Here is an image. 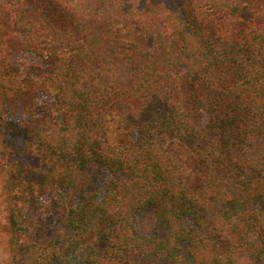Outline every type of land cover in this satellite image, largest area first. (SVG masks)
<instances>
[{
	"label": "trees",
	"instance_id": "obj_1",
	"mask_svg": "<svg viewBox=\"0 0 264 264\" xmlns=\"http://www.w3.org/2000/svg\"><path fill=\"white\" fill-rule=\"evenodd\" d=\"M0 133L51 162L30 227L61 264H264V0H0ZM94 165L120 178L62 201ZM14 209L8 264H53Z\"/></svg>",
	"mask_w": 264,
	"mask_h": 264
},
{
	"label": "rangeland",
	"instance_id": "obj_2",
	"mask_svg": "<svg viewBox=\"0 0 264 264\" xmlns=\"http://www.w3.org/2000/svg\"><path fill=\"white\" fill-rule=\"evenodd\" d=\"M128 34L131 35V32L128 31ZM49 87L51 86H46ZM42 93L40 95L44 97L46 93ZM105 129L110 141L118 140V134L123 133L118 123L109 124ZM45 158L47 157L37 147L25 145L0 133V264L9 263L13 255L12 247L15 246L11 233L10 208H15L14 216L15 218L19 216L18 222L23 227L28 225L27 227L30 228H26L22 235H18V243L21 244L16 245L17 248L19 247L17 256L31 259L34 255L38 256L42 253L49 255L53 264L62 263L67 234L56 224L55 218L53 216L45 218L47 229L43 237L33 235L30 227V221L36 222L35 218L43 202L42 191L51 163ZM119 178V175L111 174L101 166H91L83 175L86 184L62 193V201L76 204L83 196L102 195L108 189L109 183ZM30 186L32 190L29 191ZM248 197L251 195L244 191L241 196L244 205L264 206V198L260 200L256 199L257 197ZM37 223L39 224V220ZM133 230L140 237L154 235L157 231L159 235L162 234L161 226L150 208L137 213ZM104 244L103 237H100L96 247L99 252ZM80 256L84 257L83 254Z\"/></svg>",
	"mask_w": 264,
	"mask_h": 264
}]
</instances>
